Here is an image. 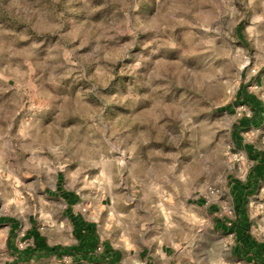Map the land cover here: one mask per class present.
Returning a JSON list of instances; mask_svg holds the SVG:
<instances>
[{
	"label": "rangeland",
	"instance_id": "374dc122",
	"mask_svg": "<svg viewBox=\"0 0 264 264\" xmlns=\"http://www.w3.org/2000/svg\"><path fill=\"white\" fill-rule=\"evenodd\" d=\"M241 90L262 113L238 142L255 114ZM243 144L264 154V0H0V214L19 236L31 221L74 244L56 224L70 190L87 219L102 209L116 232L168 245L171 264H264L213 228L241 219L232 184L256 164ZM242 209L264 244V175Z\"/></svg>",
	"mask_w": 264,
	"mask_h": 264
},
{
	"label": "crops",
	"instance_id": "0c3cea01",
	"mask_svg": "<svg viewBox=\"0 0 264 264\" xmlns=\"http://www.w3.org/2000/svg\"><path fill=\"white\" fill-rule=\"evenodd\" d=\"M61 200L63 208L56 223L57 228L64 229L67 221L76 242L70 246L57 243L50 245L31 221L30 226H26L24 233L19 236L20 224L17 219L0 214V264H46L45 260L49 256H54V260L70 256L75 260V264H171V257L167 253L168 245L147 244L144 240L146 236L144 231L116 232L111 229L108 221L98 220L103 215L109 218L102 209L91 211L92 215L87 219L79 210L86 206L85 200L76 192L61 191ZM210 208L214 209V206ZM213 228L221 232L229 231L223 219H216ZM34 232L39 236L40 243L58 247L56 253L48 254L40 247L35 248L32 236ZM17 239L29 242L24 247H19L16 244ZM236 248L242 251L237 240L234 247L235 255ZM252 249L254 251V248Z\"/></svg>",
	"mask_w": 264,
	"mask_h": 264
},
{
	"label": "trees",
	"instance_id": "16d2710c",
	"mask_svg": "<svg viewBox=\"0 0 264 264\" xmlns=\"http://www.w3.org/2000/svg\"><path fill=\"white\" fill-rule=\"evenodd\" d=\"M239 96H243L244 103H247L252 109L254 114V119H241L236 126H234V137L235 140L238 142H242V138L239 135V128L244 129L248 127L247 121H249V125L252 124L253 120L259 118V115L262 113L260 108L259 101L255 100L253 96L249 94H245L242 90L240 91ZM243 147L247 150V152L251 155L252 159H256V164L248 173L247 181L243 185H239L237 182H233L232 184V197L233 203L241 216L240 221L233 223L230 231L233 232L236 236V240L241 244V249L243 252L246 253V258H248V254L250 253L251 249L254 248L252 253L253 257H258L261 252L264 250V244L256 243L253 239H251L248 234L246 233L247 230V222L243 216V209H242V201L243 197L249 192V190L253 187L254 182L256 179H260L261 176L264 175V154L263 153H256L251 144H243ZM242 214V215H241ZM34 238L35 248H42L48 254L56 253L58 247H49L45 245L43 242H39V236L36 232L32 234ZM39 244H42L39 246Z\"/></svg>",
	"mask_w": 264,
	"mask_h": 264
},
{
	"label": "built area",
	"instance_id": "2783aa9c",
	"mask_svg": "<svg viewBox=\"0 0 264 264\" xmlns=\"http://www.w3.org/2000/svg\"><path fill=\"white\" fill-rule=\"evenodd\" d=\"M81 209H82L83 211H85V210H86V209H85V207H82Z\"/></svg>",
	"mask_w": 264,
	"mask_h": 264
}]
</instances>
